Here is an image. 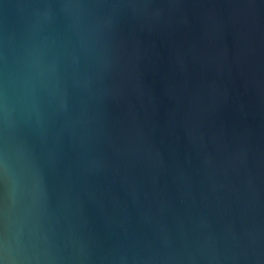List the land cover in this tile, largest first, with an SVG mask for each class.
Returning a JSON list of instances; mask_svg holds the SVG:
<instances>
[{
  "label": "water",
  "instance_id": "water-1",
  "mask_svg": "<svg viewBox=\"0 0 264 264\" xmlns=\"http://www.w3.org/2000/svg\"><path fill=\"white\" fill-rule=\"evenodd\" d=\"M0 264H264V0H0Z\"/></svg>",
  "mask_w": 264,
  "mask_h": 264
}]
</instances>
